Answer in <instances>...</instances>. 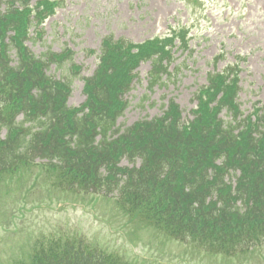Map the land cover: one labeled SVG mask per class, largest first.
<instances>
[{"label": "trees", "instance_id": "obj_1", "mask_svg": "<svg viewBox=\"0 0 264 264\" xmlns=\"http://www.w3.org/2000/svg\"><path fill=\"white\" fill-rule=\"evenodd\" d=\"M21 54L18 48L20 61L17 67L9 68L8 63L5 68L0 65V84L16 75L19 79L12 82L14 91L8 98L15 100L13 106L25 111L33 123L40 122L47 129L34 131L2 116L0 130L6 129L8 134L6 144L0 143L1 170H15L35 155L50 161L49 169L53 173L50 179H56L67 191H74L79 186L89 192L99 191L104 180L101 170L105 168L109 176H114L106 182V193L117 191L122 206L135 204L142 211L146 204L145 210L150 214L145 218L174 235L175 239L198 241L211 251L224 253L243 252L264 240V143L239 141L233 134L235 127L224 128L217 120L219 109L209 106L214 94L212 100L201 101L197 120L190 127L179 125L177 110L168 117L172 121L165 119L136 126L127 131L123 141L112 143L107 133L114 123L106 118L100 132L66 127L75 119L74 112L67 110L64 103L71 82L49 79L37 65L38 60L33 57L26 65ZM214 89L215 92L225 91L223 105L234 108L233 87L221 78L214 84ZM45 114L54 117L55 122L52 123L50 117L41 120ZM99 135L102 139L96 143ZM122 153H128L132 161L142 158L141 168L118 169L116 160ZM219 159L234 166L245 161L246 168L251 165L250 173L256 175L258 181L246 175V171L235 194L228 187L222 188L215 183L217 192H222L220 196L207 186L203 176L209 169H217L215 162ZM117 172L122 173V178L126 176L123 185L116 177ZM260 178L263 180L259 181ZM160 183L175 195L168 201L163 199L156 205V210L150 205L158 201L156 195ZM238 200L243 202L246 210L237 205ZM251 202L255 207L249 204ZM87 250L76 252L74 259L65 264L117 263L101 260L96 252L88 254Z\"/></svg>", "mask_w": 264, "mask_h": 264}, {"label": "rangeland", "instance_id": "obj_2", "mask_svg": "<svg viewBox=\"0 0 264 264\" xmlns=\"http://www.w3.org/2000/svg\"><path fill=\"white\" fill-rule=\"evenodd\" d=\"M69 9L57 21L72 26L74 44L80 56L83 49L99 48L105 36L143 42L156 35L170 33L178 25L190 29L189 50L179 51L181 65L169 97L182 108L195 106L192 93L206 83L208 72L222 70L239 61L245 100L264 103V0H68ZM137 3L138 6H134ZM49 33L51 29H48ZM72 34V33H71ZM71 34H68L70 37ZM47 42L31 41L37 54L51 50L60 53L65 39L56 35ZM225 54L217 64L215 58ZM85 59L80 57L79 61ZM86 60V73L95 69V58ZM182 60V61H181ZM150 63L140 67L142 85L129 95L131 107L118 120L132 126L141 119H152L161 110L159 89L151 98L145 94ZM69 100L79 106L85 101L82 84ZM175 87V89H174ZM149 96L150 99H147ZM128 98V96H127ZM157 101V106L152 104ZM78 231L92 243L105 249L106 260L116 256L130 264H264V248L226 259L206 256L199 249L176 241L166 242L162 235L131 220L118 211L114 201L89 196H75L52 187L43 178L26 177L0 184V264L28 260L36 239L63 238L66 231ZM98 257V253H97ZM98 259V258H97ZM99 261V259H98Z\"/></svg>", "mask_w": 264, "mask_h": 264}]
</instances>
